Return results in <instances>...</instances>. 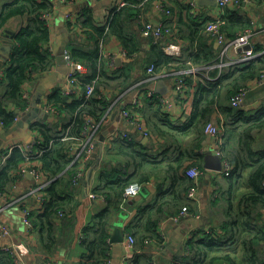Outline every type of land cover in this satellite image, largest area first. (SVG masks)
<instances>
[{
  "label": "crops",
  "instance_id": "obj_1",
  "mask_svg": "<svg viewBox=\"0 0 264 264\" xmlns=\"http://www.w3.org/2000/svg\"><path fill=\"white\" fill-rule=\"evenodd\" d=\"M12 1L14 0H0V9L4 4ZM49 1L53 4V11L50 13L47 24L51 30V41L48 47L53 53V67L46 73L35 75L33 79L24 85L22 91L28 94V98L27 100L22 98L23 103L13 107L18 114V120L15 121V124L9 129L0 126V167L7 160L3 161V153L7 150L23 147L31 140H37L40 136L38 126L40 128L44 127L46 130L50 129V132L47 130L48 134L63 132L64 125L68 123V118L51 103L52 96L56 93L69 96L71 99H81L84 95L87 96L82 83L71 84L69 82L70 74L73 72V68L69 63L61 64L58 60V55L60 53L65 55L67 50L71 52L73 45L86 48L98 45L100 48L101 57L107 65L105 76L100 78L106 86L101 88V96L103 100L107 101L108 106L105 114V125L102 128L98 125L100 129L96 137L106 129L111 128L113 130L105 140L101 164L95 173L88 197H80L82 184L81 186L74 185L72 187L75 189L71 190L70 194L78 202L68 207L65 211L66 217L58 221L60 231H58L57 236L60 243L55 250L47 253L40 239V228L34 224L33 213L42 210L44 205L40 207L38 196L41 194L35 191L34 176L30 172H25L24 176L13 186V200L3 202L0 199V224L7 225L11 230L9 235L3 236L0 234V252L5 246L24 242L31 248V256L27 259L29 264H80L83 261L90 263L86 251L81 246V242L87 238L84 230L90 227V236H94L95 216L107 206V201L104 198L97 199L93 193L99 174L107 172L109 169L127 172L128 174L134 172V166L128 165L126 158L120 152L123 145H125V140L137 144L136 149L138 151H144L148 157L150 156L151 162L155 161L157 163L154 166L166 171L168 161L176 159L178 155L175 154L174 156L171 152H168L166 141L152 134L147 126V122L152 124L155 121L160 122L156 110L157 106H161L166 110V120L171 121L174 125L185 124L189 107L192 105L196 92L194 86L202 84L201 86L208 89L219 87L217 84L223 78L224 71L232 66V62L236 58L241 56L234 50L227 55H223L222 46L215 38L210 36L208 38L206 34H203L205 33L203 27V29H200V35L203 34L201 36L202 43L203 45H212L218 50L219 62L214 65L193 63L192 54L195 50L197 52L202 44H199L200 38L196 40L195 44H192L183 37L191 33L189 25H194L195 29L196 22L204 25L206 20H222V17L225 16L232 19L229 35H240L239 28L241 26L238 24L233 26V20L239 18L248 21L251 23L249 27L252 32V42L254 48L258 49V52H256L258 56L264 53V0H248V3H241L242 0L240 2L231 1L224 10L219 8L218 2L217 5H212L210 0H143L138 6L140 12L136 9L132 11L131 29L140 35L142 41L138 53L133 57L127 56L124 45L118 37L107 35L98 40L95 32L86 31L81 24L85 11L90 10L96 26H107L112 14L126 6L121 5L125 0ZM29 18L30 16L26 14L12 17L1 32L0 80L3 77L4 67L13 51L15 36L29 24ZM160 25L164 28H167V26L172 27V30L170 29L171 33L166 37L164 43L179 44L182 46V52L179 56H171L176 61L174 60L169 65L156 69L158 77L153 78L148 71L152 65H150V61L154 59L152 55L154 35L149 28ZM226 38L229 40L228 34ZM185 64L187 67L178 68ZM190 70L194 73H188ZM215 70H218V73L212 75ZM125 71L130 76L129 80H125V76H122ZM90 73L86 67L82 76ZM185 76L186 83L188 78L192 79L193 83L190 87H187V83L186 89L182 93L177 91L176 86L178 80ZM98 79L99 77L92 81H96L97 84ZM160 81L163 83L159 85ZM201 86L200 90L202 89ZM157 91H162L163 94ZM4 92L5 86L0 82V98ZM201 93L202 91L198 95H201ZM40 97L42 98L41 106L37 103ZM160 98H165L172 104L163 106ZM182 98H184V101H182ZM152 99H155L156 103ZM231 100L230 97L225 98L220 105L216 106L217 108L210 117V121L220 128L224 144L236 136V133H232L225 122V119L230 121L225 107L232 106ZM38 106L39 110L34 115L33 112ZM50 106L59 111L58 115L52 111L50 112V110L47 111ZM263 106L264 83L255 82L249 87L248 96L244 102L239 107H232L244 110L247 115H253ZM124 109L130 112V118L135 123L130 122V119H126L123 114ZM20 121H23L24 125H20ZM203 133L206 137L202 148L204 172H202L200 178L197 198L194 200L186 198L189 214L181 217L182 207L173 216L166 217L160 222L159 239L151 237L154 239L146 238L142 241L138 234H133L135 243L133 245L129 244L128 236L131 234L128 233L127 226L134 225L137 222L140 208L152 205L161 194L160 184L162 180L158 175L152 176L148 183L143 186L141 193L136 198L128 201L129 203L123 205L121 212L113 215L109 241V260L103 264H129L138 256L148 257L150 262L153 261V264H175L187 255V244L194 238L195 233L204 230L201 233L203 237L205 232H210L211 221L214 219L218 223L223 221V209L232 199H237L242 190L241 181L243 179L237 178L240 171L234 173L237 171L235 165H232V173L229 176L223 172V169L222 171H212L205 168L206 149L211 150L213 154L216 153L211 137L205 132ZM86 143L85 140H79L75 147H79L81 151ZM255 145L258 148L257 150L264 151V131L256 134ZM99 153L100 148L96 145L92 158L88 160L86 172L98 158ZM71 156L73 158V155ZM221 159L223 161L222 156ZM262 161H264V158ZM74 162L73 159L72 164ZM78 168H80V165H77L76 169ZM69 169L70 167L67 170ZM248 173L249 169H246L244 174L247 175ZM26 209L32 212L31 222L34 225L32 230H28V226L24 222L23 217ZM116 228H121L123 231L124 240L121 242H111V239L115 238L114 230ZM238 247L240 248V246L236 248L238 249ZM261 247L264 251V245Z\"/></svg>",
  "mask_w": 264,
  "mask_h": 264
},
{
  "label": "trees",
  "instance_id": "obj_2",
  "mask_svg": "<svg viewBox=\"0 0 264 264\" xmlns=\"http://www.w3.org/2000/svg\"><path fill=\"white\" fill-rule=\"evenodd\" d=\"M142 2L143 0H125L126 6L113 13L108 25L104 27L96 26L91 11L86 10L81 24L86 31L95 32L98 40L107 35L118 37L124 45L127 56L133 57L138 53L142 41L140 35L131 29L132 11L136 9L140 12L138 6ZM52 11L53 4L49 0H14L4 4L0 9V35L12 17L25 14L30 16L29 24L15 36L13 51L0 80L5 86V92L0 98V124L4 128L9 129L15 124L18 114L13 107L23 103L24 85L35 75L46 73L53 67L54 57L48 47L51 30L43 18ZM231 20L222 17L224 23L222 29L225 35L228 34L229 40L239 36V34H230L231 37L229 35ZM212 21L214 20H206L204 25L196 22L195 29L194 25H189L191 33L183 36L192 44L200 38L199 44L202 46L192 54L193 63L214 65L219 62L218 50L212 45H203L201 38L203 34L212 38V35L207 33V25ZM236 24L241 26L240 34L251 29L249 27L251 23L243 19L235 18L233 26ZM167 27L172 30L171 26ZM203 27L205 33L200 35V29ZM255 51L258 52V49L255 48ZM71 53L75 61L83 63L91 72L86 76L81 75L82 86L99 77L94 94L84 95L81 99H71L69 96H62L61 93L52 96L51 103L68 118L63 132L48 134L47 130L50 132V129L46 130L38 126L40 136L35 145L38 154H28L20 147L14 148L0 167V192L6 193L9 201L13 200V186L24 176L23 168L28 163H31L32 167L38 163L44 176L52 179L51 184L40 192L45 200L44 208L33 213L34 224L40 228V239L47 253L53 252L60 243L57 236L60 231L58 221L66 217L65 211L68 207L78 202L70 194L71 190L75 189L72 188L74 186L72 179L78 165L72 164L71 147L79 140H86L84 132L91 123L100 125V128L104 127L108 106L106 100L99 98L102 93L101 88L106 87L105 82L100 78L105 76L107 67L106 61L101 57L99 46L86 48L73 45ZM152 55L154 59L150 61V65L154 64L157 70L175 60L155 43ZM185 67L186 64L178 68ZM226 70L217 84L219 87L208 89L201 86L202 84L194 86L196 92L192 105L188 113L186 112L185 124L174 125L166 120V110L161 106L156 108L160 122L155 121L153 124L147 122L150 132L166 141V150L174 156L178 155L176 159L168 161L166 171L154 166L157 163L151 162L150 156L148 157L144 151H138L137 144L125 140L120 152L126 158L128 165L134 166V172L128 174L109 169L99 174L93 193L97 199L104 198L107 206L95 216L94 236H90V227L84 230L87 238L81 242V246L86 251L90 263L83 261L80 264H103L109 260L111 221L113 215L121 212L122 206L128 202L125 201L124 195L131 184L139 183L144 186L154 175L160 176L162 180L159 198L152 205L140 208L137 222L127 226L128 233L138 234L142 241L151 237L159 239L160 222L187 206V193L192 182L185 172L192 167L204 172L202 148L206 140L203 133L206 123L210 121L216 106L225 98L232 99L239 90L249 88L258 81L264 73V53L244 64L232 65ZM217 73L218 70H215L212 75ZM122 76H125V80L130 78L127 71L123 72ZM187 83V87H190L193 80L188 78ZM200 91L202 93L198 95ZM152 101L156 103L155 99ZM225 110L230 118V121L225 119L227 127L229 126L236 136L222 145V158L235 165L237 168L235 174L240 171L237 178L243 179L242 190L237 199H232L224 207L223 221L221 223L216 222V219L211 221L210 232H205L203 237L201 233L204 230L195 233L194 238L187 244V255L175 264H264V251L262 247L260 248L264 245V161H262L264 151L257 150L255 145L256 134L264 131V106L253 115H247L244 110L232 106L225 107ZM63 137L67 138L62 140ZM246 169H249L247 175L244 174ZM237 246L240 248L237 249ZM0 264H15V261L11 255L1 251ZM129 264H153V261L150 262L148 257L138 256Z\"/></svg>",
  "mask_w": 264,
  "mask_h": 264
},
{
  "label": "built area",
  "instance_id": "obj_3",
  "mask_svg": "<svg viewBox=\"0 0 264 264\" xmlns=\"http://www.w3.org/2000/svg\"><path fill=\"white\" fill-rule=\"evenodd\" d=\"M63 2H66L67 0H62ZM236 1L240 2V0H217L218 6L221 10H224L226 6L231 2ZM248 3V0H242L241 3ZM122 6L125 5V2L121 3ZM50 14L44 15L43 18L46 20L48 24ZM223 21L220 19H216L207 25V32H209L213 38L219 43L220 46H222V54L227 55L230 51L234 50L235 52L241 54L240 58H236L232 65H238V64H244L252 59H254L256 55L255 48L253 46L252 42V32L250 30H246L245 32L241 33L237 38L233 40H227L225 33L223 32ZM151 30V33L154 35V43L157 45H161L164 52L169 56H179L182 52V46L175 43H169L165 44L164 40L166 37L171 33L170 28H164L163 26H158L154 28H149ZM164 44V45H163ZM250 46L249 49H244L245 47ZM65 58L69 65L73 68V72L70 74L69 82L71 84L80 83V77L84 74L86 70V66L80 62L75 61L72 58V54L70 51H65ZM222 67V65H220ZM153 78H157L158 74L156 71V67L154 64H152L148 70ZM188 73H194L192 70H190ZM258 83H264V73L260 76V78L257 81ZM95 84L96 81H91L89 83L84 84L85 91L87 96H91L94 94L95 90ZM186 76L181 77L178 82L176 89L179 92H184L186 89ZM249 92V88H242L239 90L231 100V104L234 107H239L244 100L247 98ZM22 98L27 100L28 94L24 91H22ZM99 98H102L101 95H99ZM161 104L163 106H170L172 103L169 102L165 98H160ZM52 111L53 113L57 114L59 113L58 110L54 109L52 106L47 108V111ZM124 116H126V119H130L132 123H135L130 118V112L126 109L123 110ZM18 120V118H16ZM0 126L3 127L2 124ZM99 131V126L91 123L87 129L86 132H84V135L87 137L85 140V146L82 147V150H79V147H75L76 145H73L71 147L73 159L78 165H80V168L76 169L75 175L72 179V183L75 186H81L86 173V166L88 163V160L92 158L95 150H96V142H97V132ZM204 132L208 134L213 143H214V152L222 156V145L223 137L220 128L213 122L208 121L205 125ZM67 137H63L62 140H65ZM37 144V140H31L27 144H25L23 147L21 146L23 150L27 151L28 154H38V150L35 148V145ZM80 151V152H79ZM12 150H7L5 153H3V161L8 158V156L11 154ZM74 162V163H75ZM223 172L228 176L231 173L232 164L228 160L223 159ZM29 167V168H27ZM30 172L34 178H35V191L41 192L42 190H45L52 182V179H49L44 176L42 173L41 167L38 165V163L35 164L34 167H32L31 163H28L23 168V173ZM186 175L191 179L192 186L187 193L188 199L194 200L197 198V191L200 185V178L202 176V171L196 167L189 168L186 172ZM264 185V182H263ZM143 186L139 183H133L126 189L124 198L125 201H130L134 198H136L142 191ZM41 194V193H40ZM0 199L3 202L9 201V197L6 193L0 192ZM40 207H43L45 200L41 195L38 196ZM189 214V208L187 206H184L181 211V217ZM24 222L28 226V230L33 229L32 224V212L29 209H26L24 211ZM264 225V223H263ZM11 233L10 228L7 225L0 224V234L5 236L9 235ZM129 244L133 245L135 243V238L132 235L128 236ZM2 252L7 253L11 255L14 258L15 264H29L27 262V259L31 256V248L27 243L20 242L16 244H12L10 246H5L1 249Z\"/></svg>",
  "mask_w": 264,
  "mask_h": 264
},
{
  "label": "water",
  "instance_id": "obj_4",
  "mask_svg": "<svg viewBox=\"0 0 264 264\" xmlns=\"http://www.w3.org/2000/svg\"><path fill=\"white\" fill-rule=\"evenodd\" d=\"M210 1H211L212 5H217V0H210ZM249 48H250V46H247L244 49H249ZM7 49L9 50L10 48H7ZM58 60L61 64L67 62L64 53H60L58 55ZM162 83L163 82L160 81L159 85ZM157 92L160 94H163L162 91H157ZM37 103L41 106V104H42V98L41 97L38 98ZM38 110H39V106L36 108V110H35V112H33V114L35 115L36 111H38ZM27 122H29V121H27ZM19 123H20V125H24L23 121L22 122L20 121ZM112 130L113 129H111V128L106 129L103 132H100V134L97 137L98 141H97L96 145L98 146V148H100V153H99L98 158L92 163V165L88 168V170L86 172L85 178H84V180L82 182V186H81L80 197H82V198L83 197L87 198L88 195L90 194V189H91L93 182H94L95 173L101 164L105 140ZM204 162H205V168L206 169H209L212 171H222V169H223L221 157L219 155L213 154L212 151L209 149L208 150L206 149V151H205ZM114 232H115V238H112L111 242H115V241L121 242L124 240V235H123V231L121 228H116L114 230Z\"/></svg>",
  "mask_w": 264,
  "mask_h": 264
}]
</instances>
